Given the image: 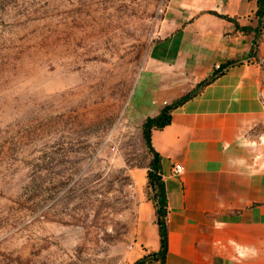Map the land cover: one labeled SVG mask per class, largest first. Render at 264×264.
<instances>
[{"label":"rangeland","instance_id":"374dc122","mask_svg":"<svg viewBox=\"0 0 264 264\" xmlns=\"http://www.w3.org/2000/svg\"><path fill=\"white\" fill-rule=\"evenodd\" d=\"M166 0H0V264H130L150 162L133 96Z\"/></svg>","mask_w":264,"mask_h":264},{"label":"crops","instance_id":"0c3cea01","mask_svg":"<svg viewBox=\"0 0 264 264\" xmlns=\"http://www.w3.org/2000/svg\"><path fill=\"white\" fill-rule=\"evenodd\" d=\"M256 9V0H166L142 61L133 96L142 124L210 78L217 63L239 62L152 131L169 205L165 264H264V36L252 55L254 33L236 28L256 26L248 22ZM134 233L130 264L160 249L147 198Z\"/></svg>","mask_w":264,"mask_h":264},{"label":"trees","instance_id":"16d2710c","mask_svg":"<svg viewBox=\"0 0 264 264\" xmlns=\"http://www.w3.org/2000/svg\"><path fill=\"white\" fill-rule=\"evenodd\" d=\"M257 9L253 16L248 18V22H252L253 18L257 19L256 26L251 24L246 26H240L236 23V28L245 33H254L253 50L252 55L256 54L258 46L264 36V0H256ZM232 21H234L232 19ZM239 63L238 61H231L223 66L220 72H214V74L198 83L196 87L188 94L178 98L172 104L165 106L159 115L155 117H148L142 124V135L145 143L146 150L150 155V162L147 170V188L149 190V200L152 202L154 208V214L156 217V224L158 225L160 236V249L157 252L150 253L132 264H148L152 261H160L162 264L166 262V256L168 253V240H169V227H168V214L169 205L166 193V185L161 174V158L158 152L152 144V131L161 130L171 123L172 111L186 103L188 100L195 97L206 85L214 81L217 77L225 73L226 69L230 66Z\"/></svg>","mask_w":264,"mask_h":264},{"label":"built area","instance_id":"2783aa9c","mask_svg":"<svg viewBox=\"0 0 264 264\" xmlns=\"http://www.w3.org/2000/svg\"><path fill=\"white\" fill-rule=\"evenodd\" d=\"M214 69H215V72H220L223 69V64L217 63ZM183 171H184L183 165L180 163H176L173 166L172 175L174 177H180L183 174Z\"/></svg>","mask_w":264,"mask_h":264}]
</instances>
